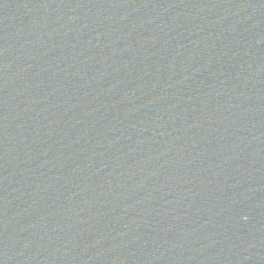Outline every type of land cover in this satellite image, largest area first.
<instances>
[{
    "label": "water",
    "instance_id": "1",
    "mask_svg": "<svg viewBox=\"0 0 264 264\" xmlns=\"http://www.w3.org/2000/svg\"><path fill=\"white\" fill-rule=\"evenodd\" d=\"M0 264H264V0H0Z\"/></svg>",
    "mask_w": 264,
    "mask_h": 264
}]
</instances>
